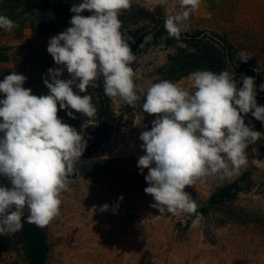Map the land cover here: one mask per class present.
<instances>
[{"label":"clouds","instance_id":"clouds-1","mask_svg":"<svg viewBox=\"0 0 264 264\" xmlns=\"http://www.w3.org/2000/svg\"><path fill=\"white\" fill-rule=\"evenodd\" d=\"M154 2L164 5L167 0ZM200 4L201 0H179L181 11H174L176 0H172L165 10L167 37L161 40L179 39ZM131 6L132 0H82L70 8L71 26L48 42L47 52L57 65L43 79L49 94L34 95L23 86L27 77L15 71L0 81L4 96L0 99V177L11 185H0V234L20 231L25 219L43 228L61 214V194L74 182L86 140L82 132L58 118V105L71 119L77 118L72 110L88 119L95 117L97 108L86 93L101 78L110 99L132 107L143 99V112L155 115L151 129L139 136L145 154L138 158L137 167L141 174L148 169L144 192L153 197L151 207L160 214L194 215L193 228L202 215L186 186L209 176H232L247 164L249 145L264 135L244 119L251 113L264 123V106L257 104L253 77L242 76L238 87L240 81L227 70H196L190 73V89L164 79L147 90L137 84L132 38L122 31L120 20ZM85 11L91 14L82 15ZM18 27L0 15V29L10 32ZM152 39L151 34L145 36L140 47ZM237 55L241 62L250 59L244 51ZM65 70L68 79L61 78ZM108 210V204L100 208Z\"/></svg>","mask_w":264,"mask_h":264},{"label":"rangeland","instance_id":"rangeland-1","mask_svg":"<svg viewBox=\"0 0 264 264\" xmlns=\"http://www.w3.org/2000/svg\"><path fill=\"white\" fill-rule=\"evenodd\" d=\"M171 3L132 0L131 9L120 16L122 31L132 38L129 45L137 57L132 65L134 79L145 90L154 82L174 78L178 86L190 89V73L207 70L204 62L188 57L191 51L182 43L162 49L161 42L152 40L140 47L149 29L164 21ZM8 6L0 3V14L28 28L40 48H47L51 37L71 26V18L39 10L25 13L22 7ZM174 11H181L179 0ZM187 23L190 34L227 35L256 62L264 91V0H201ZM43 26H53L56 32L41 34ZM32 39L21 47L32 48ZM15 60L19 65L26 61L22 57ZM32 61L44 77L49 68L57 67L47 49L35 53ZM171 64H176L178 72L174 77L169 75ZM61 78H70L66 70ZM45 92L49 94L46 85ZM86 94L95 104L89 88ZM142 103L143 99L132 107L111 99L113 115L105 129L95 124L94 117L88 119L75 110L77 118L71 119L58 105V118L82 132L86 145L94 146V151L76 163L74 182L61 194V214L44 227L46 264H264V135L249 145L247 164L232 176H209L186 186L202 215L193 228L194 215L160 214L151 207L153 197L144 192L148 169L141 174L137 167L138 158L145 154L139 136L151 129L155 115L144 113ZM244 119L252 127L247 115ZM232 184L238 190L233 199L208 204L214 193ZM0 185L11 187L4 177H0ZM104 204L109 210L102 212ZM16 234H0V264H24L16 248Z\"/></svg>","mask_w":264,"mask_h":264},{"label":"trees","instance_id":"trees-1","mask_svg":"<svg viewBox=\"0 0 264 264\" xmlns=\"http://www.w3.org/2000/svg\"><path fill=\"white\" fill-rule=\"evenodd\" d=\"M81 2L82 0H0L1 4L9 5V9L22 7L25 9V13L32 10H39L66 18H71L74 15V13L70 11V8L74 4L78 5ZM7 17L11 19V16ZM149 30V34L153 36L152 40L163 43L164 48L162 49H168L165 47L182 43L186 45L188 51H191L188 57L204 62L207 70L217 73L222 70H227L230 74H234L235 79L240 81L238 87H242V76L253 77L257 91V104L264 106V91L261 89L262 80L256 62L246 52L245 53L250 59L247 62L239 61L237 54L241 50L236 48L227 35H218L214 33L205 34L204 32H194L192 34L189 32H182L179 39L166 38L162 41L161 37H167V33L164 29V21L158 22ZM55 32L56 28L53 26H43L39 30L41 34H51ZM142 41L144 42V38ZM171 60H173L172 57ZM174 65L176 64H171L169 66L170 77H174L178 73ZM175 79L176 78L170 81L175 82ZM102 81L103 79L101 78L97 81V87H89V90L95 95L97 114L94 117V122L100 128L105 129L106 123L112 119L113 113L111 99L103 93ZM247 116L253 121L252 127L254 130L264 133V123L252 117L251 113L247 114ZM93 151L94 146L86 145L82 157L92 155ZM235 185L236 184L229 185L214 193L209 198L208 204L215 206L221 202L233 199L238 191ZM15 244L22 255L24 264H46L44 227H37L34 224L28 223L25 219L22 229L16 234Z\"/></svg>","mask_w":264,"mask_h":264},{"label":"crops","instance_id":"crops-1","mask_svg":"<svg viewBox=\"0 0 264 264\" xmlns=\"http://www.w3.org/2000/svg\"><path fill=\"white\" fill-rule=\"evenodd\" d=\"M32 38L31 31L26 27H18L10 32L0 29V81L15 71L17 74H23L27 77L23 86L30 88L34 95L40 96L46 93L43 82L44 76L40 73L39 66L32 61V56L47 48H40L37 40L34 41L35 38ZM31 39L32 48L21 47L27 40L31 41ZM18 57L26 60L24 65L15 62V58Z\"/></svg>","mask_w":264,"mask_h":264}]
</instances>
